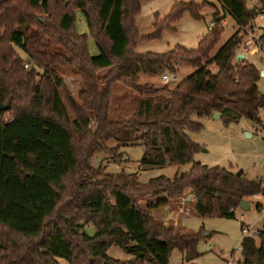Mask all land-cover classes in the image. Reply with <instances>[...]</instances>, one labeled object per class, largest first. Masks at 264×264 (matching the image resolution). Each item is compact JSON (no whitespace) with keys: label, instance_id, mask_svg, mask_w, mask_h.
Instances as JSON below:
<instances>
[{"label":"trees","instance_id":"trees-1","mask_svg":"<svg viewBox=\"0 0 264 264\" xmlns=\"http://www.w3.org/2000/svg\"><path fill=\"white\" fill-rule=\"evenodd\" d=\"M140 1L0 0V264H59L56 258L68 264H169L174 249L190 262L198 256L197 236L176 233L152 210L190 193L198 217L233 218L241 201L264 194L261 181L242 169L194 160L202 147L188 135L203 131L202 119L214 113L225 127L243 118L264 129L260 71L236 60L241 31L264 14V0L258 10L246 0H217L223 17H212L196 48L176 45L162 54L134 49L158 38L184 12L200 18L205 4L175 3L164 19L155 16L154 31L144 36L136 26ZM74 11L83 14L97 55L89 54L87 35L75 30ZM227 15L237 30L211 58ZM179 62L195 71L172 89L139 82L140 73H176ZM212 64L216 72L208 69ZM67 68L82 81L79 102L65 94L73 119L57 75ZM101 70L104 76L97 74ZM114 84L127 90L124 99L136 98L130 115L120 120L110 116ZM111 139L118 143L115 150L139 142L143 167L189 162L190 169L141 183L135 173H104L87 165L95 151L110 150L105 144ZM145 198L152 200L142 207ZM87 225L93 235L85 232ZM112 246L131 257H109ZM237 264H264V226L255 237L242 238Z\"/></svg>","mask_w":264,"mask_h":264},{"label":"rangeland","instance_id":"rangeland-1","mask_svg":"<svg viewBox=\"0 0 264 264\" xmlns=\"http://www.w3.org/2000/svg\"><path fill=\"white\" fill-rule=\"evenodd\" d=\"M189 1L141 0L140 11L136 17V26L139 33L144 36L151 34L154 31L156 15H158L159 19H164L175 3H187ZM194 1L197 4H205L200 11V18L195 19L189 12H184L179 19L173 21L168 26L162 27L158 38L138 42L134 52L138 54H162L173 49L176 45L183 46L187 49L196 48L198 40L209 32L208 27L210 26L212 17L216 14L219 17H223V12L217 0ZM246 5L249 9L256 10L261 7L259 0H246ZM74 17L75 30L80 34H87V24L81 11H74ZM256 21L262 22L258 17ZM223 27L219 41L210 54L211 58L217 54L218 50L237 30L236 22L228 15L225 17ZM256 33L260 34L261 31H257ZM87 43L88 48L90 43L94 45L91 38H89ZM16 51L21 57L26 58L25 54L20 50L16 49ZM89 51L92 55L98 54L96 49L93 51L94 53H91L90 48ZM246 55L252 56V53L248 52ZM208 69L212 72H216L217 70L213 64L209 65ZM194 71L195 68L192 66L179 62L176 72L178 80L168 83L169 88L172 89L180 80ZM57 73L63 83V88H60L63 100L65 101V94H69L75 101L79 102L78 93L82 88L80 76L70 68L60 70L59 72L57 71ZM97 74L104 76L106 70L98 71ZM160 76H149L140 73L139 82H147L153 87H160L164 85L160 80ZM259 79L264 80V75H260ZM124 94H128V92L121 85L114 84L112 86V106L110 112L112 120H120L128 117L135 107L136 98L134 99L132 96H128L127 99H124ZM65 105L71 119H73L71 108L67 102ZM10 116L11 114L9 112L5 113L2 116V120L6 121ZM206 119H202L204 129L200 133L206 135L208 132H215L216 136L212 138L217 140V143L210 145L209 148L203 145L201 150L195 155L194 160L208 166L217 165L232 171L235 169L249 170L247 177L249 179L258 178L264 189V139L261 134L264 130L253 123V127H259L261 129L254 131L253 127H250L252 123L245 119H240L238 123L234 125L230 124L228 127H225L221 123V130H208L205 123ZM216 120L219 121V119ZM224 130L226 133L222 134ZM194 134L188 132L189 136H193ZM105 145L110 150L95 151L87 160V165L94 169L100 168L104 173H135L138 175L139 182L141 183H146L150 179L158 176L173 178L174 176L187 172L191 166V163L187 162L179 165L143 167L140 164L143 147L139 142L121 146L117 150L114 147L118 143L113 139L106 142ZM146 199L139 201L142 207H144V201ZM189 201L191 200H188V198L177 199L169 205V208L166 207L165 210L161 209L154 215L157 220L161 222L164 220L167 224L166 226L172 227L178 234H193L197 236L195 251L198 256L192 261L186 262L183 255L181 256V253L177 249H174L171 253L169 264H225V260L230 259V253L232 252L235 253L234 257L239 260L241 259V240L243 238L241 231L242 224L248 225L250 232L259 230L264 226V194L256 195L249 199V209L246 211L237 209L233 218H200L195 214L193 205L189 204L191 203ZM258 206H262V209L259 210ZM167 210H169V215ZM84 230L88 235H93L95 232L88 225L85 226ZM255 239L258 242V238ZM108 256L118 260H127L131 257L117 246L110 247ZM56 259L59 264H68L63 258Z\"/></svg>","mask_w":264,"mask_h":264},{"label":"crops","instance_id":"crops-1","mask_svg":"<svg viewBox=\"0 0 264 264\" xmlns=\"http://www.w3.org/2000/svg\"><path fill=\"white\" fill-rule=\"evenodd\" d=\"M262 15H264V14H262ZM259 18V17H258ZM257 20V19H256ZM259 20L260 21H262L261 23L260 22H258V21H255V25H254V29L256 30V32L258 31V32H260L261 31V28L264 26V19H260L259 18ZM224 21H225V19H224ZM80 34V33H79ZM83 34H85V33H83ZM85 35H88V38H87V41L89 40V38H91L92 40H93V38L89 35V31H88V29H87V34H85ZM93 42H94V40H93ZM88 44V43H87ZM88 46V45H87ZM95 46V47H94ZM89 48L91 49V53H94L93 51H95V49L98 51V48H97V46L95 45V42H94V45H93V43H90V46H89ZM89 48H88V51H89ZM99 53V52H98ZM246 53H248V52H244L242 49H240L239 50V54H243L245 57V59L248 61V62H250V63H252V64H254L258 69H259V71L261 72V71H263L264 72V55H261V54H257V53H252V56H248V55H246ZM89 54H90V51H89ZM90 55H92V54H90ZM97 55V54H96ZM92 56H94V55H92ZM250 57V58H249ZM255 57V58H254ZM253 59H256V60H253ZM144 83V82H143ZM257 88H258V90H259V92H261V93H263L264 94V80H262V79H258V81H257ZM264 115V111H262L261 112V116H263ZM219 119V118H218ZM243 119V118H242ZM246 120V119H245ZM248 122H250V123H252V125L250 126V127H253V122H251L250 120H247ZM205 123H206V126H207V128H208V130H210V129H213V130H215V129H219V130H221V120L219 119V121H217L215 118H213V117H211V118H208V119H206V121H205ZM234 125V124H233ZM252 129V128H251ZM253 130L254 131H257V130H261L259 127H253ZM262 130H264V129H262ZM224 133H226L225 132V130H224V132H222V134H224ZM262 134V137H263V139H264V132H262L261 133ZM213 136H216V134H215V132H208L206 135H203V134H201L200 132L199 133H195L193 136H191L190 135V138H191V140L193 141V142H195V143H197V144H199L201 147H203V145L204 146H206V147H208L209 148V146L210 145H215V143H217V140H214L212 137ZM218 137V136H217ZM203 152H205V150H202ZM237 169H235L234 171H236ZM230 171H232V170H230ZM234 171H232V172H234ZM244 172H245V174H246V176H247V174H248V172H249V170H243ZM258 179V178H257ZM189 194L190 193H187V196H185V198L187 199L188 198V200H189ZM180 199H182V198H180ZM148 200H152V199H146V201H144V206H145V204H146V202L148 201ZM174 202V201H173ZM189 202H191V203H189V204H192L193 205V203H192V201H189ZM172 204V203H171ZM171 204H169V205H171ZM169 205L168 206H164V207H161V208H159V209H156V210H152V214L153 215H155L156 213H158L161 209H164L165 210V208L167 207V208H169ZM262 209V206L260 207V210ZM168 211V215H169V210H167ZM163 212V211H162ZM163 223L165 224V225H167L165 222H164V220H163ZM174 223H175V221H174ZM89 227H92V226H90V225H88ZM93 228V227H92ZM94 229V228H93ZM257 231V230H256ZM110 249V248H109ZM109 249H108V251H109ZM108 251H107V255H108ZM181 256H182V254H181ZM225 261H227V260H225Z\"/></svg>","mask_w":264,"mask_h":264},{"label":"built area","instance_id":"built-area-1","mask_svg":"<svg viewBox=\"0 0 264 264\" xmlns=\"http://www.w3.org/2000/svg\"><path fill=\"white\" fill-rule=\"evenodd\" d=\"M260 19H264V15L258 16ZM212 23H210V28ZM256 30L254 27L252 29H246L244 31H241V37H242V44L241 49L244 52H250V53H257L264 55V40L261 38V33L257 34L255 32ZM27 67V65H25ZM160 80L162 84H168L170 82H174L178 80V76L176 73H164L160 76ZM241 231L243 234V237L252 236L255 237L257 235V231L250 232V228L248 225L242 224ZM235 253H230V259L226 261L225 264H237V258L234 257Z\"/></svg>","mask_w":264,"mask_h":264},{"label":"water","instance_id":"water-1","mask_svg":"<svg viewBox=\"0 0 264 264\" xmlns=\"http://www.w3.org/2000/svg\"><path fill=\"white\" fill-rule=\"evenodd\" d=\"M39 20L41 21L42 18L40 17ZM244 57H245V56H244L243 54H237V56H236V60L245 59ZM260 75H264V72L261 71V72H260ZM1 109H2V110H6V109H7V105L3 106ZM212 117L215 118V119H218V118L220 117V115H219L218 113H214ZM263 127H264V123H263ZM202 150H204V149H202ZM249 207H250V202H249V200H243V201H241V203L239 204L238 209H240V210H242V211H246V210L249 209Z\"/></svg>","mask_w":264,"mask_h":264}]
</instances>
